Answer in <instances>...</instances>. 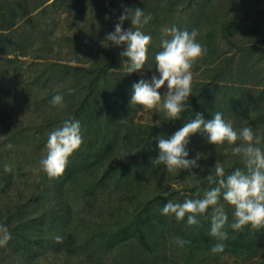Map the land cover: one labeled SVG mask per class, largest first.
Wrapping results in <instances>:
<instances>
[{
	"label": "trees",
	"instance_id": "obj_1",
	"mask_svg": "<svg viewBox=\"0 0 264 264\" xmlns=\"http://www.w3.org/2000/svg\"><path fill=\"white\" fill-rule=\"evenodd\" d=\"M35 1L13 0L11 4L9 0L1 1L0 17L4 22L1 28L10 29L25 17L33 21L31 14L49 0ZM167 1L163 6L161 3H165V0L131 1L132 8H141L153 17L142 29L144 33L156 31L170 12L168 9H177L178 0ZM183 1L186 2L184 10L190 13L186 16V27L182 29L205 33L200 38L203 41H197L207 49L206 54L196 61L192 70L198 71L207 66L209 80L193 83L190 109L182 113L181 119L174 124L167 122L156 126L136 122L134 115L138 105L130 106L132 86L121 83L124 89L119 91L110 83L116 75H121L116 69L122 68V56L118 50L107 49L103 50V58L96 69H86L88 74L95 72L96 75L92 76L89 90L75 101L72 114L66 117L80 121L83 143L69 158L62 176L49 179L46 174L41 181H30L31 177L24 167L25 161L41 159L45 154L46 130H53L49 115L30 121L26 127L23 123H16L15 127L4 128L0 133V225L6 227L11 236L6 245L0 246V264H43L44 261L48 264H110L104 252L112 256L113 264H184L170 257L166 231L174 232L181 236V240L188 242L180 246L187 258L204 254V260L214 258L220 261L223 256L230 255L245 263L262 251L264 259V228L253 229L248 225L237 232L226 226L229 239L224 241L225 250L213 254L211 248L218 241L210 235L211 207L205 215L197 217L200 224L192 227L187 226L186 216L179 228L170 229L167 219L171 216L161 214L162 207L168 201H184L178 197L180 193L170 186L164 189L153 187V177L161 174V181L169 174L164 166L153 164L159 155L158 138H170L185 123L195 119L197 113L210 120L213 113L219 111L225 120L234 121L237 130L244 127L250 105H245L247 96L239 105L237 95H247L251 90L243 85H234L230 80H233L235 69L236 73L239 72L238 78L243 76L245 67L250 70L260 49L258 44L244 45L234 39L237 25L246 20V17L238 19L237 16L239 8L246 5L247 0ZM219 37L227 40L230 45L228 50L224 51L219 45ZM10 42V36L0 34V54L13 53L15 49L7 45ZM227 81L230 85L226 84ZM136 82L139 80L132 81L133 84ZM97 83H100V89L96 88ZM50 91L44 98L45 106L59 92ZM32 126L41 133L40 136L31 134ZM123 142L133 145L126 149L128 145ZM9 144L11 148H8ZM228 146L226 143L218 147L212 145L200 132L190 136L187 145L189 159L195 158L197 152L203 153L206 158L198 161V168L169 174L173 179L182 177V181L190 185H185L186 191H191L189 199L203 198L206 190L217 186L205 180L211 171L214 175L217 159L225 165V176L237 168H244L239 156L232 161L228 159L225 152ZM122 151L125 155L120 154ZM229 155H232L231 150ZM5 165H9L11 171H5ZM24 187L28 193L21 191ZM73 190L76 191L75 196ZM101 192H107L112 202L120 201L119 205H115L114 209L117 210L107 217L105 207H97ZM165 192L167 196L163 195ZM219 204L224 207L228 224H231L234 208L223 200L222 195ZM87 219L107 230L96 236L82 237L69 252L64 251L70 229L81 233L84 231L83 222H87ZM57 236L61 237L59 243L55 239ZM124 248H130L132 254L121 258L119 256ZM71 252H78L81 259H76ZM50 259L58 262H51Z\"/></svg>",
	"mask_w": 264,
	"mask_h": 264
},
{
	"label": "rangeland",
	"instance_id": "obj_2",
	"mask_svg": "<svg viewBox=\"0 0 264 264\" xmlns=\"http://www.w3.org/2000/svg\"><path fill=\"white\" fill-rule=\"evenodd\" d=\"M1 1L3 0H0V3ZM54 1L55 0H49L35 10L31 14L33 21H29L27 17L22 18L10 29L1 28L4 22L2 16L0 17V34L10 36L12 42L7 45H12V48L15 49L11 54H0V133L4 131V128L15 127L16 123L19 125L23 123L26 127L29 125L30 121L40 120L44 115H49L48 117H50L53 129L62 126L66 117L72 114V110L76 107L74 104L75 101H78L79 96H83L91 87L90 85L93 80L92 76L96 74L95 72L88 74L86 69L91 70L92 68H97V63L103 58V50L115 49L121 53L126 48L125 45H110V42L105 41V37L108 33L115 31V24L119 22V17L123 14L125 7L132 8V0ZM178 1L179 5L177 9L175 11L168 9L170 12H166L167 14L163 18L164 20L160 22L159 28L156 31L145 33L152 37L148 49L147 62H149V64H145L142 71L129 74L125 71L123 66V61L126 58L122 57V68L116 69L118 71L117 73L121 75H116L117 77L115 76L110 81V83L114 85L113 88L117 87L119 91H122L124 88L121 83L125 85L128 83L132 86V81L134 80L140 81L144 79L151 81L153 76L159 78L160 74L156 68L154 57L157 52L162 50L160 47V41L163 36L162 29L173 26L180 30L185 29L186 16L190 13L184 10L186 9L184 6L186 2L183 0ZM197 1L203 2L204 0ZM12 2L13 0H9L10 4ZM167 2V0H165V3L162 2V6L166 5ZM245 3L246 5L239 8L240 10L237 18L243 19V17H246V20L237 25V35H234V39L244 43V45L258 44L260 49L257 52L258 56L256 60L254 59V63L250 66V70L248 67H245L243 76L238 78L239 72L236 73L235 69L233 80H230V82L233 81L234 85H243L251 90L247 95L243 96L241 93L237 95V102L239 105L243 103V99H245L246 96L248 99H245V105H250L244 127H251L254 132L264 134V110H262L264 106V43L262 42L264 39V0L260 2H258V0H247ZM204 21L206 20H203V22ZM232 21H234V19H232ZM131 27L130 20L124 22V30H128ZM197 31V40H202L200 38H202L205 33L199 30ZM217 41L224 51L229 49L230 45L226 39H221V37H219ZM206 68L207 66H203V68L198 71L191 69L193 83L209 80ZM228 81L226 84L230 85ZM100 83L95 85L96 88L100 89ZM70 88L75 90L72 94L68 92ZM49 91L54 93L59 91L58 94L64 97L66 107L58 109L51 105V103L45 106V104H43L44 98L48 96L47 93ZM159 91L163 96L167 91V86L165 85ZM253 101H255L256 104L252 103ZM134 120L149 126H156L167 122L174 124L176 122V120H166L163 112L159 109L144 110L139 105L134 115ZM51 126L49 128H51ZM30 132L34 136L41 135V133L39 134L38 131L34 130V126L31 127ZM49 132L50 129L46 130V135H48ZM123 143L124 145L126 144L125 142ZM237 143H239V141ZM126 145H128L125 146L126 149H129L133 144L130 142ZM11 147V144H9L8 148ZM231 147L232 146H228L227 148V157L232 161L238 156H228ZM262 147H264V145H262ZM123 151L120 153L121 155H125V152L128 150L125 152ZM39 160L40 158H37L36 160H27L24 163V167L29 173V177H31L30 181L32 179L41 181L44 179L43 176L46 175V173L40 169ZM165 171L167 173L166 168ZM159 175L153 177L155 181L153 187H155V189H164L170 186L180 193L178 197H181L183 201L189 199L188 195H190L191 191H186L185 185H190L183 182L182 177L178 175L175 177L179 178L173 179L171 175L166 174L163 180L160 181ZM21 191L25 192L26 187ZM26 192L28 193V191ZM72 193L73 196L76 195V191L73 190ZM97 203L98 208L102 209L105 207L107 210V217L109 213L117 210L114 208L115 205H119L120 201L115 200L112 202V198L108 196L107 192H101ZM131 210L135 211V209ZM167 220V225L170 229L179 228L180 222H182L177 221L174 215H171ZM83 228L84 231L81 233H77L72 228L70 229L68 244L64 248V251L69 252L74 244L79 242V239L82 237L86 238L90 237V235L96 236L107 230L106 228H102V226L100 227L97 224H92L89 219H87V222H83ZM262 233H264V230ZM154 234L156 235L157 233L155 232ZM166 235L168 237V253L170 257L176 261L184 262V264H264V259L262 260V251L258 255L249 258L245 263L242 259H236L230 255L223 256L220 258V261H216L214 258H206L204 260V254H198L195 258H187V255L184 254L185 252L181 250L180 245L176 242L177 238L181 239V236H177L174 232L170 231H166ZM131 252L130 248H124L123 254L119 257L124 258L125 256H130L132 254ZM71 254L74 255L76 259H81L78 252H71ZM104 255L106 260H110V264L114 263L109 253L104 252ZM50 261L54 262L53 259H50ZM43 264L48 263L44 261Z\"/></svg>",
	"mask_w": 264,
	"mask_h": 264
},
{
	"label": "clouds",
	"instance_id": "obj_3",
	"mask_svg": "<svg viewBox=\"0 0 264 264\" xmlns=\"http://www.w3.org/2000/svg\"><path fill=\"white\" fill-rule=\"evenodd\" d=\"M153 17L146 14L141 8H127L115 24V31L108 33L105 41L110 45L124 46L126 48L120 55L125 71L129 74L142 71L148 60V49L152 40L142 29ZM131 21L132 27L124 30L125 21ZM163 36L160 41L161 51L155 54L156 68L159 78L153 76L151 81L141 79L132 85L130 106H141L144 110L159 109L166 120L181 119L182 113L190 109L189 98L193 92L192 67L207 49L198 41V31L193 29L180 30L173 26L162 29ZM167 86V91L162 96L160 89ZM75 90L68 89L69 94ZM51 105L58 109L66 107L64 97L57 94L52 97ZM123 122V120H121ZM202 133L208 143L223 146L225 143L231 147L233 156H239L244 168H237L232 174L225 176V165L216 160L214 175H208L205 180L212 185H217L204 192L203 198L186 199L183 203L168 201L162 207L164 216L174 215L177 221H183L187 216V226H198L199 216L207 213L211 207L210 235L218 242L211 248L213 254L222 253L225 243L229 239L226 226L234 231H241L251 225L253 229L264 228V135L254 132L251 127L234 128L233 120H225L223 113L216 111L213 119L206 120L201 113L195 119L185 123L170 138L159 137V155L153 161L156 166L164 165L169 174L177 171L200 167L198 161L204 157L197 152L195 158L189 159L187 145L192 134ZM239 141V143H237ZM83 143L81 123L79 120L66 119L62 126L49 132L45 154L39 160L40 169L49 179H57L63 175L69 163V158ZM228 149H225L227 152ZM212 169V170H213ZM5 171H11L5 165ZM195 175V173H192ZM167 196L168 193H163ZM199 196V193L197 194ZM234 208V220L228 224V215L219 199ZM11 239L8 229L0 225V246H4ZM56 242H61V237H55ZM181 247L188 243L177 238Z\"/></svg>",
	"mask_w": 264,
	"mask_h": 264
}]
</instances>
